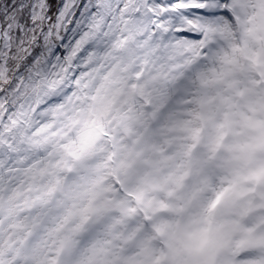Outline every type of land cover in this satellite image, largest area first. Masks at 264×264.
<instances>
[{"label":"snow or ice","instance_id":"obj_1","mask_svg":"<svg viewBox=\"0 0 264 264\" xmlns=\"http://www.w3.org/2000/svg\"><path fill=\"white\" fill-rule=\"evenodd\" d=\"M0 264H264V0H0Z\"/></svg>","mask_w":264,"mask_h":264}]
</instances>
